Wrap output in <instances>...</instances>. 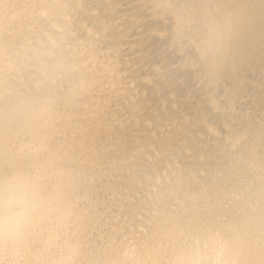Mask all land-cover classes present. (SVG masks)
I'll return each instance as SVG.
<instances>
[{
	"label": "bare ground",
	"instance_id": "1",
	"mask_svg": "<svg viewBox=\"0 0 264 264\" xmlns=\"http://www.w3.org/2000/svg\"><path fill=\"white\" fill-rule=\"evenodd\" d=\"M0 264H264V0H0Z\"/></svg>",
	"mask_w": 264,
	"mask_h": 264
}]
</instances>
